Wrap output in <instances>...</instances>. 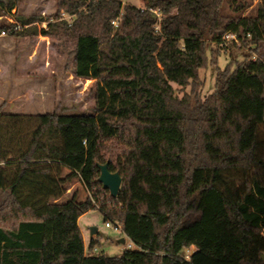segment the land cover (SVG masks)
<instances>
[{"label": "trees", "instance_id": "trees-1", "mask_svg": "<svg viewBox=\"0 0 264 264\" xmlns=\"http://www.w3.org/2000/svg\"><path fill=\"white\" fill-rule=\"evenodd\" d=\"M138 1L56 0L47 20L44 36L72 44V75L93 81L90 113L0 105V264H264V60L231 59L197 92L220 52L264 44V0ZM18 2L0 0L16 19L0 36L46 21L12 14ZM104 164L122 179L115 198ZM75 182L93 196L68 193ZM90 210L121 225L120 256L92 254L95 240L86 254Z\"/></svg>", "mask_w": 264, "mask_h": 264}, {"label": "rangeland", "instance_id": "rangeland-1", "mask_svg": "<svg viewBox=\"0 0 264 264\" xmlns=\"http://www.w3.org/2000/svg\"><path fill=\"white\" fill-rule=\"evenodd\" d=\"M257 2L258 0H252V8ZM124 4L143 8V3L138 0H124ZM56 11V0H19L16 11L12 12V14L17 13L21 16L44 18L46 21H37L30 26H25V28L22 26V30L17 32L20 35L5 34L6 38L0 39L1 42L5 43L6 41L10 42L9 38L13 37L14 42L20 44L18 50L20 62L13 64L14 70L10 69L11 65L5 67L14 80L0 84V105L3 103L6 114L38 115L56 112L63 115H75L88 114L93 109V81L79 80L71 73V42L42 34L48 29L47 20L50 19L51 21ZM156 12L158 13V11ZM158 14L156 17L160 21L162 15ZM60 16V20H72L70 16L64 13H61ZM1 19L16 22L14 16H2ZM3 45L0 44V47H10V45L5 47L8 44ZM215 48L214 44L208 43L206 48L208 61L210 60V50ZM250 50L249 48L238 50L233 47L227 53L220 52L216 66H211L208 62L206 68L199 71L201 85L197 89L199 98L202 99L214 91L216 67L224 70L231 59L240 61L242 56L246 54L252 59L264 60V44H261L256 51ZM229 53L233 56L232 58ZM28 55L35 56L34 66L28 64ZM0 72L1 75L6 74L1 66ZM173 88L178 89L176 86ZM190 91L191 87L188 86L183 92H177V95L182 97L183 94H189ZM261 134L264 137V128H262ZM76 190L80 199L86 195L93 196L92 193L83 189L78 182L72 184L67 192ZM107 197L108 194H103L100 196V201L106 200ZM78 226L83 235L86 254L90 253L91 240H95L97 243L92 254H103L109 257L121 255L124 244L118 243L120 234L105 226L103 216L98 210H90L84 214L79 219ZM93 229L96 230V234H92Z\"/></svg>", "mask_w": 264, "mask_h": 264}, {"label": "crops", "instance_id": "crops-1", "mask_svg": "<svg viewBox=\"0 0 264 264\" xmlns=\"http://www.w3.org/2000/svg\"><path fill=\"white\" fill-rule=\"evenodd\" d=\"M10 22H11V20H10ZM2 38H6V37L1 35L0 39H2ZM9 39L11 40L10 42L6 41L4 43V42L0 41V44H2V45L3 44H8L5 47H8L10 45L9 48H4L3 47L4 45L2 47H0V66L2 68H4V71L6 72V74H2V75H1V72H0V84L1 83L5 84V82H7L9 80L10 81L14 80V78L11 75H9V72L7 71V69H5V67L11 65L10 69L14 70V67H13L14 65L13 64L18 63V61H19V53L20 52L18 50L20 48V44H17V42H14L15 40H14L13 37L9 38ZM27 61H28V64H31V66H34L35 65V56L28 55V60ZM78 222H79V220H78ZM81 234H82V232H81ZM82 237H83V235H82ZM121 240H123V238H119L118 242L121 243ZM83 241H84V239H83Z\"/></svg>", "mask_w": 264, "mask_h": 264}, {"label": "water", "instance_id": "water-1", "mask_svg": "<svg viewBox=\"0 0 264 264\" xmlns=\"http://www.w3.org/2000/svg\"><path fill=\"white\" fill-rule=\"evenodd\" d=\"M100 171L97 182L102 185L104 190H107L111 197L115 198L118 194L122 179L118 173H112L108 169V165H98ZM92 234H96V230H92ZM121 243L124 244V239L121 240ZM261 260H264V255L260 257Z\"/></svg>", "mask_w": 264, "mask_h": 264}, {"label": "built area", "instance_id": "built-area-1", "mask_svg": "<svg viewBox=\"0 0 264 264\" xmlns=\"http://www.w3.org/2000/svg\"><path fill=\"white\" fill-rule=\"evenodd\" d=\"M154 13L156 14V16L159 15L156 11ZM23 27L25 28V26H23ZM23 27L21 25H17L14 30H15V32H18V31H21ZM1 35L5 36V33H2ZM105 226L107 228L113 229L114 232H116L118 234H121V225L119 223L107 222V223H105ZM125 247L130 248L131 247V243L130 242L127 243L125 245Z\"/></svg>", "mask_w": 264, "mask_h": 264}]
</instances>
